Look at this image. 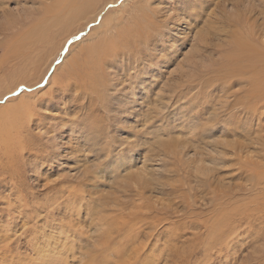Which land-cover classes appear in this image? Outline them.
I'll return each instance as SVG.
<instances>
[{
	"label": "rangeland",
	"instance_id": "374dc122",
	"mask_svg": "<svg viewBox=\"0 0 264 264\" xmlns=\"http://www.w3.org/2000/svg\"><path fill=\"white\" fill-rule=\"evenodd\" d=\"M128 1L51 29L63 0H0V239L20 245L0 264H264V128L221 114L242 92L223 69L264 48V0Z\"/></svg>",
	"mask_w": 264,
	"mask_h": 264
},
{
	"label": "bare ground",
	"instance_id": "6f19581e",
	"mask_svg": "<svg viewBox=\"0 0 264 264\" xmlns=\"http://www.w3.org/2000/svg\"><path fill=\"white\" fill-rule=\"evenodd\" d=\"M64 2H63V5L62 6H60L57 10H56V14L54 13L53 14V20H54V22H52V28L51 29H53L54 27H57L58 25H59V23H60V21L63 19V20H69V19H72V20H74V19H77L76 18V16H78V14L80 15V14H82V13H86L85 15H87V14H91V13H94V10H95V8H96V6H97V3L95 2V0H63ZM108 0H102V2L103 3H106ZM110 2H112V3H116V1L117 0H109ZM131 0H129L128 2H130ZM134 0H132V2H133ZM101 2V3H102ZM127 2V3H128ZM98 5H100V3L98 4ZM103 6H104V4H102ZM106 5V4H105ZM122 7H126V3L124 4V6L122 5ZM99 8V7H98ZM91 10V11H90ZM97 12V11H96ZM99 12V11H98ZM121 13V12H120ZM114 17V16H113ZM93 18V17H92ZM91 18V19H92ZM65 21H63V22H65ZM120 21V20H119ZM89 22V21H88ZM114 21L112 20V21H108V22H105V23H103V25H101L100 27H98V30H97V33H95V35H96V39L98 40V36H97V34H100V35H103V34H108L109 33V31H111V29H113L115 26H116V23H113ZM80 29L81 30H77V32L76 33H74L71 37H76V35L79 33V32H81L82 30H83V25L81 24V26H80ZM71 31V30H70ZM70 34L69 33H67V36H69ZM101 37V36H100ZM152 37V33L151 32H147V31H143V32H139V33H137V36H135V42H137V43H142V44H147L149 41L147 40V38H151ZM83 42V41H82ZM86 42V41H85ZM103 42V43H102ZM110 42V41H109ZM134 42V43H135ZM100 43H102L101 45H103L104 43H105V39H101L99 42H98V44H97V50H98V47H99V45H100ZM131 43H133L132 42V40H128V44H127V46H126V49L125 50H130V48H129V46H130V44ZM52 47V46H51ZM83 47V46H82ZM120 47H122V46H120ZM80 48V47H79ZM124 48H125V46L123 47V49H121L120 51H122V50H124ZM75 49V48H74ZM82 49H84V48H82ZM135 49V48H134ZM72 50V49H71ZM242 50V54L240 53L239 55H237V56H235L234 57V59H231L230 61H229V63H228V65H230L228 68H224L223 69V72L221 73V74H223V73H225V75L227 76H239V77H241V79H239V82H241L242 83V92L240 93V94H242V95H240L239 94V91L238 92H235V93H233V94H231V95H229V94H227V93H225L224 95H225V97H223L224 98V106H225V108L223 109V111H221L222 113L221 114H225L226 112H231V111H239V113L242 115V112L244 113V121L247 123V122H250V121H254L255 123H256V121H257V124H256V126H257V129L256 130H254V132L252 131V127L251 128H249V127H247L248 128V130L252 133V134H255V132H257L259 129H262V128H264V125H262V119L261 118H259V115L262 113L263 114V112H261V111H259L260 110V108H258L257 106V104H259V101L260 100H264V95H262V93H261V87L262 86H264V48H258V47H253V46H251V47H248L247 49H241ZM115 52H117V53H119V49L117 48L116 50H115ZM129 51H124V54L123 55H126V53H128ZM142 52V51H141ZM140 52V53H141ZM115 54V53H114ZM131 54V53H130ZM52 55V54H51ZM111 55H113V54H111ZM111 55H109V50L105 47V48H103V50H102V57H101V55H100V59H102L101 60V63L100 64H103L104 65V60L106 59V58H108V56H111ZM116 56H117V54H115ZM131 55H134V53H132ZM131 55H129L128 57H130ZM99 57V53H98V51H97V54H96V57ZM119 56V55H118ZM120 57V56H119ZM105 58V59H104ZM122 58V57H121ZM46 59V58H45ZM104 59V60H103ZM99 60V59H98ZM115 60V59H114ZM79 61V60H78ZM89 62V61H88ZM98 62V61H97ZM100 62V61H99ZM48 64H49V62H48ZM85 64V63H84ZM94 64V63H93ZM98 64V63H97ZM114 64V63H113ZM120 64V63H119ZM106 65V64H105ZM107 66V65H106ZM109 66V65H108ZM90 67H92V66H90ZM94 68V67H93ZM90 71V70H89ZM101 72H100V74L99 75H103V73H104V71H103V69L102 70H100ZM61 74V73H60ZM70 75V74H69ZM71 79V78H70ZM69 79V80H70ZM93 81V80H92ZM52 82L56 85V87H58V88H63V85H62V83L60 82V81H58L57 80V78L54 76V77H52ZM91 84V83H90ZM89 84V85H90ZM93 87L91 88V89H93L94 91L96 90V88H94L95 86H96V80H95V83H94V81H93ZM67 87V86H66ZM98 89V88H97ZM88 91V90H87ZM263 91H264V88H263ZM99 93V92H98ZM25 101V100H24ZM93 101L94 100H92V103L91 104H93ZM262 102V101H261ZM246 103H248L249 105H253V106H249V105H247ZM25 104L26 103H24L23 102V100H21V102H20V107L22 108H24L25 107ZM244 104H246V106H248V108L246 109V110H244ZM263 106V105H262ZM90 107V106H89ZM88 107V108H89ZM11 108V107H10ZM16 108H18V106L16 107ZM15 108V109H16ZM246 108V107H245ZM19 109V108H18ZM246 113V114H245ZM240 115V116H241ZM247 115V116H246ZM231 119L232 120H234V117H231ZM237 120V119H236ZM84 123H85V121H83ZM92 122V121H91ZM251 126V125H250ZM227 130V129H226ZM9 132V131H8ZM11 132V131H10ZM6 133H7V131H6ZM8 134V133H7ZM10 134V133H9ZM245 134H247V133H245ZM11 135V134H10ZM53 136V135H52ZM64 139V138H63ZM249 139V138H248ZM56 140H57V138H56ZM52 141H55V139L54 138H52ZM219 146V145H218ZM218 146H216V148H213V150H214V152H217V148H218ZM57 147L60 149V148H62V147H60L59 146V144L57 145ZM215 147V146H214ZM58 149V150H59ZM235 149V148H234ZM236 151H238V152H243V148H242V145H240V146H238L237 148H236ZM235 151V152H236ZM10 159V158H9ZM205 159H207V158H205ZM204 158H196V161H197V166H198V168H197V174H195L197 177H198V174H201V177H203L206 173L205 172H203V173H201V169H200V165H201V163H206V162H204L203 160H205ZM209 159V158H208ZM211 159V158H210ZM210 159H209V162H210ZM218 159L219 158H212V160H211V163H214L215 161H217V165H218V163H223V162H221V161H219L218 162ZM222 159V158H221ZM220 159V160H221ZM240 159V158H239ZM243 160V159H242ZM222 161H223V159H222ZM59 162V161H58ZM208 161H207V163H209ZM193 163H195V162H193ZM235 163V162H234ZM211 165V164H210ZM222 165V164H221ZM197 166H195L194 165V168L195 167H197ZM203 166V165H202ZM206 166H208V165H206ZM206 166L204 167V169L206 168ZM212 166H213V164H212ZM219 166V165H218ZM214 167V169L215 168H217L216 170L217 171H219V169H218V167L217 166H213ZM247 167V166H246ZM193 168V169H194ZM210 168V167H209ZM211 169V168H210ZM241 169V168H240ZM239 169V170H240ZM208 170V167H207V169L205 170V171H207ZM216 170H215V172H216ZM207 172H209V170L207 171ZM212 172V171H211ZM80 173H82V172H80ZM87 173H89V172H87ZM210 173V172H209ZM209 173H208V175H209ZM214 173V172H213ZM211 174V173H210ZM207 175V176H208ZM216 174H213V175H210V177L211 176H215ZM254 175V174H253ZM188 176V175H187ZM190 177V176H189ZM216 177V176H215ZM8 178H11V177H8ZM12 179V178H11ZM84 179V178H83ZM198 179V178H197ZM210 179V178H209ZM209 179H206V180H204V179H202V180H204V181H202V182H209ZM211 180V179H210ZM200 181V180H199ZM211 181H215V180H211ZM7 182H9V181H7ZM49 182V181H48ZM193 182V181H192ZM201 182V181H200ZM19 184V183H18ZM192 184V183H191ZM204 184V183H203ZM203 184H201V186H203ZM214 184V183H213ZM47 185V184H46ZM189 185V184H188ZM205 185V184H204ZM261 185H262V183H261ZM17 186H19V185H17ZM199 186H200V184H199ZM211 185L209 184V186L208 187H210ZM254 186V185H253ZM62 187V186H61ZM195 187H196V185H195ZM204 187V186H203ZM21 188V187H20ZM185 188V187H184ZM200 188H202V187H200ZM238 188V187H237ZM183 189V188H182ZM196 189V188H195ZM254 189V188H253ZM17 190V189H16ZM201 190V189H200ZM215 191V190H214ZM13 192H15V191H13ZM12 192V193H13ZM17 192V191H16ZM20 192V191H19ZM245 192V191H244ZM139 193V192H138ZM210 193V192H209ZM219 193V192H218ZM197 194V193H196ZM220 194H221V191H220ZM222 194H223V196H224V193H223V191H222ZM18 195H20V194H18ZM22 195V194H21ZM217 195V194H216ZM231 195V194H230ZM233 195V194H232ZM231 195V196H232ZM227 196H229V195H227ZM13 197V196H12ZM43 197V196H42ZM65 197V196H64ZM33 198V197H32ZM229 198V197H228ZM21 199V198H20ZM24 199V198H23ZM22 199V200H23ZM201 199V198H200ZM215 199V198H214ZM220 201V200H219ZM253 201V200H252ZM20 202V201H19ZM23 202V201H22ZM28 202V201H27ZM53 202V201H52ZM12 203V202H11ZM33 203V202H32ZM62 203V202H61ZM219 203V202H218ZM223 203V202H222ZM5 204V203H4ZM18 204V203H17ZM25 204V203H24ZM38 204V203H37ZM42 204V203H41ZM44 204V203H43ZM52 204V203H51ZM50 204V205H51ZM55 204H57L56 202H55ZM191 204V203H190ZM226 204V203H225ZM46 205V204H45ZM49 205V206H50ZM54 205V204H53ZM218 205H221V203L220 204H218ZM26 206H27V204H26ZM42 206V205H41ZM59 206V205H58ZM64 206V205H63ZM189 206V205H188ZM16 207V206H15ZM52 207V206H51ZM1 208V207H0ZM19 208V207H18ZM40 208V207H39ZM45 208V207H44ZM43 208V209H44ZM60 208H61V206H60ZM247 208V207H246ZM255 208H256V206H255ZM34 209V208H33ZM42 209V208H41ZM42 209V210H43ZM248 209V208H247ZM2 210V209H1ZM6 210V209H5ZM35 210V209H34ZM13 211V210H12ZM222 211V210H221ZM224 211V210H223ZM248 211H249V209H248ZM256 211V210H255ZM255 211H252V214H253V216L256 218V220H259V221H264V217H262L259 213H257V212H255ZM8 212H10V211H8ZM15 212V211H14ZM27 211L25 210V213H26ZM64 212H66V211H64ZM259 212V211H258ZM248 213V212H247ZM34 214V213H33ZM11 215V214H10ZM22 215V214H21ZM20 215V216H21ZM23 215H25V214H23ZM37 215V214H36ZM233 215V214H232ZM26 216V215H25ZM30 216V215H29ZM24 217V216H23ZM27 217V216H26ZM32 217V216H31ZM40 217V216H39ZM43 217V216H42ZM241 217V215L240 214H238L237 216H236V218H240ZM29 218V217H28ZM88 218V217H87ZM15 219V218H14ZM36 219H37V217H36ZM58 219V218H57ZM242 219H244L243 217H242ZM32 220V219H31ZM56 220V219H55ZM241 220V219H240ZM31 222V221H30ZM61 222V221H60ZM248 222H250V220H248ZM254 222V221H253ZM5 223V222H4ZM239 224H240V222H239ZM245 225H246V223H245ZM34 226V225H33ZM32 226V227H33ZM24 227V226H23ZM30 227V226H29ZM57 227V226H56ZM55 227V228H56ZM96 227H98V228H96V230H98L99 231V227H100V231L101 230H103L104 229V225L103 224H101V225H97ZM196 227V226H195ZM198 227V226H197ZM48 229V228H47ZM26 230V229H25ZM2 231H4V230H2ZM17 231V230H16ZM104 231V230H103ZM1 232V231H0ZM71 232V231H70ZM111 232H113V231H111ZM80 233V232H79ZM82 233V232H81ZM98 233V232H97ZM63 234V233H62ZM61 234V235H62ZM65 234V233H64ZM83 235V234H82ZM85 235V234H84ZM87 235V234H86ZM9 236V235H8ZM12 236V235H11ZM34 236H36V235H34ZM62 236H64V235H62ZM61 236V237H62ZM88 236L89 237H92V239H94L95 237L93 236V235H89L88 234ZM87 236V237H88ZM252 236V235H251ZM79 237H81V236H79ZM38 238V237H37ZM98 238V237H97ZM111 238V237H110ZM110 238H109V240H110ZM35 239V238H34ZM72 239V238H71ZM81 240H84V241H86V244H87V242L88 243H91L88 239L89 238H80ZM87 239V240H86ZM108 240V239H107ZM80 241V240H79ZM0 242L3 244V249H6V250H8V252H7V256H9V258H10V251H11V249H12V251H15V254L17 253L16 251H18L19 252V249H20V245L19 244H17V243H15L13 246H12V248H11V246L8 244V243H6L7 242V240H1L0 239ZM45 242V241H44ZM111 242V241H110ZM27 243V242H26ZM106 243H108V241H106ZM1 244V245H2ZM41 244V243H40ZM45 244V243H44ZM32 245V244H31ZM36 245V244H35ZM95 245V244H94ZM28 246V245H27ZM36 246H38V245H36ZM36 246H34V247H36ZM42 246V245H41ZM211 246V245H210ZM91 247H93V245L91 246ZM39 248H44V247H39ZM38 248V249H39ZM48 248V247H47ZM94 248H96V247H94ZM108 248V247H107ZM10 249V250H9ZM26 249V248H25ZM34 249V248H33ZM67 249V248H66ZM83 249V248H82ZM88 249V248H87ZM211 249V248H210ZM209 249V251H211ZM44 250H46L47 251V249H45L44 248ZM43 250V251H44ZM92 250V249H91ZM103 250V249H102ZM1 251V250H0ZM94 251H97V250H94ZM32 252V251H31ZM34 252V251H33ZM35 252H36V250H35ZM34 252V253H35ZM83 252V251H82ZM81 252V253H82ZM92 252H93V250H92ZM92 252H88V253H92ZM212 252V251H211ZM37 253H38V251H37ZM46 253V252H45ZM61 253V252H60ZM87 253V254H88ZM40 254V253H39ZM44 254V253H43ZM84 254H86V252H84V253H82V255H84ZM28 255V254H27ZM37 255V254H36ZM35 255V256H36ZM34 256V255H33ZM41 256V255H40ZM43 256V255H42ZM4 257V256H3ZM13 257V256H12ZM15 257V256H14ZM28 257H31L30 256V254H29V256ZM104 257V256H103ZM194 257V256H193ZM5 258V257H4ZM3 258V261L1 260L0 262H6V260H8V259H4ZM33 257H31V259H32ZM37 258V257H36ZM34 259V258H33ZM15 260V259H14ZM30 259H28L27 261H29ZM36 260V259H35ZM51 260V259H50ZM11 261V260H10ZM16 261V260H15ZM14 261V262H15ZM30 261H32V260H30ZM23 262H25V261H23ZM35 262V261H34ZM94 262V261H93ZM16 263V262H15ZM33 263V262H32ZM45 263V262H44ZM95 264H97L96 262H94ZM93 263V264H94ZM102 263V262H101ZM19 264V263H18ZM46 264H48V263H46ZM50 264V263H49Z\"/></svg>",
	"mask_w": 264,
	"mask_h": 264
}]
</instances>
